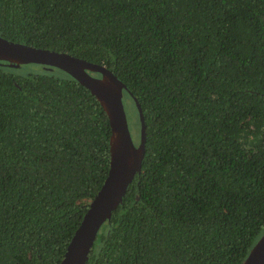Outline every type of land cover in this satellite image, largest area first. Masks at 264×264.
Instances as JSON below:
<instances>
[{"label":"trees","instance_id":"16d2710c","mask_svg":"<svg viewBox=\"0 0 264 264\" xmlns=\"http://www.w3.org/2000/svg\"><path fill=\"white\" fill-rule=\"evenodd\" d=\"M0 35L104 64L142 109L139 172L84 264L242 261L264 229V0H0ZM108 135L66 72L0 63V264H58Z\"/></svg>","mask_w":264,"mask_h":264},{"label":"water","instance_id":"95a60500","mask_svg":"<svg viewBox=\"0 0 264 264\" xmlns=\"http://www.w3.org/2000/svg\"><path fill=\"white\" fill-rule=\"evenodd\" d=\"M0 63L22 68L42 65L59 68L87 88L106 114L109 124L107 173L58 262L84 264L98 227L109 219L129 181L139 172L145 138L142 109L130 90L108 67L64 50L34 46L0 35ZM127 97L132 98L139 120L136 143L131 137L124 110ZM239 264H264V229Z\"/></svg>","mask_w":264,"mask_h":264},{"label":"rangeland","instance_id":"374dc122","mask_svg":"<svg viewBox=\"0 0 264 264\" xmlns=\"http://www.w3.org/2000/svg\"><path fill=\"white\" fill-rule=\"evenodd\" d=\"M124 106H125V109H126V112H125L126 113V116L130 120L129 105L127 103V100L125 101ZM132 139H133L134 142H136V135L134 133L132 134Z\"/></svg>","mask_w":264,"mask_h":264}]
</instances>
